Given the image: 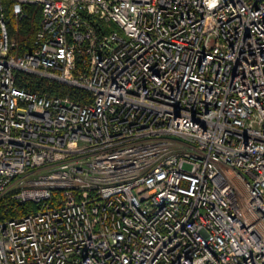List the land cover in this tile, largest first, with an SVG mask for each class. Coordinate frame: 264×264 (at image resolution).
Returning <instances> with one entry per match:
<instances>
[{
    "label": "built area",
    "instance_id": "2783aa9c",
    "mask_svg": "<svg viewBox=\"0 0 264 264\" xmlns=\"http://www.w3.org/2000/svg\"><path fill=\"white\" fill-rule=\"evenodd\" d=\"M5 198L0 264H264V0H0Z\"/></svg>",
    "mask_w": 264,
    "mask_h": 264
},
{
    "label": "trees",
    "instance_id": "16d2710c",
    "mask_svg": "<svg viewBox=\"0 0 264 264\" xmlns=\"http://www.w3.org/2000/svg\"><path fill=\"white\" fill-rule=\"evenodd\" d=\"M26 12L27 17L22 21L15 20L10 5L7 12L11 19V37L19 42L20 51L25 49L24 46L31 49L32 42L36 32L41 26L43 18V8L41 6H27ZM18 85L22 88L39 92H49L53 95H69L72 99L81 103L91 101V95L86 91L56 82L50 83L43 78L24 73H18ZM35 210H37V207L33 204L28 203L21 205L11 198H5L0 201V221L13 219Z\"/></svg>",
    "mask_w": 264,
    "mask_h": 264
}]
</instances>
